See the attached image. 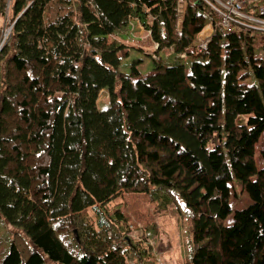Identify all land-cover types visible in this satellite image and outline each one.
Wrapping results in <instances>:
<instances>
[{"label":"trees","instance_id":"trees-1","mask_svg":"<svg viewBox=\"0 0 264 264\" xmlns=\"http://www.w3.org/2000/svg\"><path fill=\"white\" fill-rule=\"evenodd\" d=\"M136 20L174 64L120 72ZM212 21L202 0H0V264H158L142 205L190 221L185 264H264V33L198 51ZM234 180L250 204L226 226Z\"/></svg>","mask_w":264,"mask_h":264},{"label":"rangeland","instance_id":"rangeland-1","mask_svg":"<svg viewBox=\"0 0 264 264\" xmlns=\"http://www.w3.org/2000/svg\"><path fill=\"white\" fill-rule=\"evenodd\" d=\"M260 5L261 1H256L255 6ZM130 26H132L130 34L124 36L121 40L125 45L130 48H134L135 50H130V56L121 61L119 68L120 72L128 74L130 72V65L134 61H140L137 63L136 67L142 76H147L153 73L155 65L152 60L158 61V58H160L163 65L165 66L174 64V58L170 52L160 51L158 55L155 54L156 46H154L150 41V35L148 34V31H146L141 25L138 26L136 21L131 22ZM206 28L207 27L204 28L205 31L203 30L204 33L202 35L199 34L197 36V45L199 40H202L201 38L206 35ZM8 31L9 28L4 31V40L7 39V35L9 33ZM257 34L261 35L262 33ZM190 65V61L184 63L186 74H189ZM249 83L255 84L253 80L249 81ZM97 106L99 111H105L109 107V104L103 99V96L101 95L98 99ZM236 122L238 125H243L245 124V118L239 117ZM222 140L224 141V138H222ZM263 146L264 135L261 137L259 145H257L256 158L259 156V152L262 150ZM233 185L236 188V196L232 192V215H230L224 221L226 226L231 225L232 217L235 211L245 209L250 204L248 195L246 193L240 192L239 184L236 180L233 181ZM152 211V207L147 205H142L138 210V212L142 214L143 219H145L143 220V223L149 221L155 226L154 231L150 232L152 236L141 230H139L137 234H145L144 237L151 247L153 258L158 264H185L186 256L191 245L192 229L190 221L180 215L161 214L156 216L155 212ZM5 227L7 228L6 223L1 222L0 235H5L7 233ZM138 227L142 229L141 224H138ZM8 229L13 231L9 227ZM7 247L8 245H6L4 248L7 249Z\"/></svg>","mask_w":264,"mask_h":264},{"label":"built area","instance_id":"built-area-1","mask_svg":"<svg viewBox=\"0 0 264 264\" xmlns=\"http://www.w3.org/2000/svg\"><path fill=\"white\" fill-rule=\"evenodd\" d=\"M182 0H178L181 2ZM211 10L213 21L206 26L207 33L199 40L198 51L206 48V43L212 31L216 28L226 33L237 31L264 33V0H202ZM256 1H261L260 6H255ZM137 24L138 21L136 20ZM139 26V24H138ZM205 31V30H204ZM200 33L202 35L204 33ZM148 34L149 31H148ZM156 48V47H155ZM180 58L185 60L186 55Z\"/></svg>","mask_w":264,"mask_h":264},{"label":"crops","instance_id":"crops-1","mask_svg":"<svg viewBox=\"0 0 264 264\" xmlns=\"http://www.w3.org/2000/svg\"><path fill=\"white\" fill-rule=\"evenodd\" d=\"M264 135V133L261 135V137ZM261 137H260V139H261ZM259 142H260V140H259ZM259 142H258V144L257 145H259ZM257 145H256V148H257ZM264 148V146L262 147V149Z\"/></svg>","mask_w":264,"mask_h":264},{"label":"water","instance_id":"water-1","mask_svg":"<svg viewBox=\"0 0 264 264\" xmlns=\"http://www.w3.org/2000/svg\"><path fill=\"white\" fill-rule=\"evenodd\" d=\"M8 32H10V29H9V31ZM0 47H1V45H0Z\"/></svg>","mask_w":264,"mask_h":264}]
</instances>
